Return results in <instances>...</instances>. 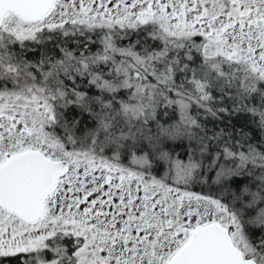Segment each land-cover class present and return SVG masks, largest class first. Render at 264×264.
Wrapping results in <instances>:
<instances>
[{
    "label": "snow or ice",
    "instance_id": "6c2138e0",
    "mask_svg": "<svg viewBox=\"0 0 264 264\" xmlns=\"http://www.w3.org/2000/svg\"><path fill=\"white\" fill-rule=\"evenodd\" d=\"M0 264H264V0H0Z\"/></svg>",
    "mask_w": 264,
    "mask_h": 264
}]
</instances>
